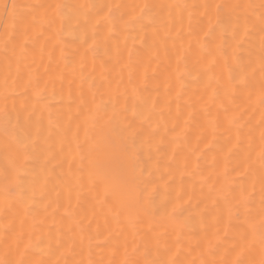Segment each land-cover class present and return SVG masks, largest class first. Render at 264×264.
I'll return each instance as SVG.
<instances>
[{
    "label": "bare ground",
    "instance_id": "bare-ground-1",
    "mask_svg": "<svg viewBox=\"0 0 264 264\" xmlns=\"http://www.w3.org/2000/svg\"><path fill=\"white\" fill-rule=\"evenodd\" d=\"M7 3L6 0H0V92H6L9 109H14V113L20 116L22 131L34 132L33 124L41 112L43 113L41 126L47 142L42 144V148L50 150L56 159L47 163L44 156L48 152L45 151L42 156L26 162L28 176L25 179L29 183L35 179L39 184H44L46 180L47 197L41 198L37 195L40 201L37 200L36 203L39 204L34 203L36 198L35 201L29 198L30 193L13 197L8 219L16 217L11 220L14 229L7 233L0 232V245H13L21 232L24 244L29 242V234L33 236L32 240L38 241L40 234L44 232L45 239L42 238L43 235L40 239L45 240V246H54L57 241L69 237L77 240L75 255L69 257L74 264L87 259L89 255L96 259L103 258L106 264L109 260L120 264L125 258V245L128 254H133V243L138 247L147 243L153 250L159 249V254L164 258L174 255L179 264L198 260L202 247L216 231L217 220L227 216L229 203L238 197L241 186L250 182L247 175L237 176L236 173L243 171L248 163L249 138L255 135L261 110L258 106L250 107L248 103L249 90L253 86L258 87L259 74L257 73L256 81L251 84L237 83L233 87L229 81L228 65H232L233 72L236 65L231 59L226 64L224 56L216 51L217 45L224 43V53L231 57L230 33L223 39L219 38L218 33L217 38L208 44L207 50L201 49L195 43V38L188 33L190 26L200 36H203L201 29L207 30L205 5H239L234 11H222L220 22L237 26L249 25V34L239 53L242 62L247 63L249 59H255L260 51V0H13L9 8ZM57 3L68 6L63 10L64 17L54 15L48 22L42 20V14L48 5ZM144 3L158 6L155 9L156 21L145 20L142 26L123 28L120 17L123 15L127 19L133 6ZM80 4L92 7L85 12L77 9L76 6ZM105 4L122 6L118 11L113 10L111 22L101 19L108 13V9L100 7ZM12 5L16 6L15 9ZM213 11L214 9H208L209 14ZM82 12L83 15L80 14ZM62 24L64 30L60 31ZM69 26L72 35L66 34ZM93 30L101 41L105 36L110 37L107 51L103 46L94 51L80 45L78 38L84 33H87L91 43ZM165 31L169 33L167 36L164 35ZM25 33L29 37L27 42L24 41ZM157 33L158 43L153 47V36ZM134 40L131 67L125 68L124 65L129 63L125 49L132 48ZM4 41H10L7 50L3 47ZM18 42L24 43L23 58L19 57L18 51L13 50L14 44ZM61 48L72 54L68 58L67 66L64 62H56ZM49 54L52 56L51 62ZM178 54L183 56L179 69ZM81 63L84 65V79H81L79 71ZM73 65L77 69L75 72L71 71ZM30 71L39 76L41 88L47 84V99L42 103H37L39 98L31 89L26 90L20 86L21 82H27ZM5 76H10L6 87L3 82ZM109 86L113 89L119 87L122 93L127 90L130 104L133 102L131 93L135 89L138 98L135 103L138 108L141 107L142 100H147L149 107L156 105V111L151 113L152 127L144 125L140 134V139L145 142L151 134L152 147L149 149L145 146L137 153L134 161L129 158L121 144L116 131L118 125L103 131L99 127L95 130L89 129L87 135L85 134L88 109L75 98L84 93L91 99L95 93L99 102L101 93ZM229 89L231 91L226 95ZM69 92L72 93L71 100ZM104 98L107 99L106 96ZM224 108H228L230 112L244 113L239 126L228 123L223 115ZM33 109L35 115L30 117L29 113ZM49 113L54 118L51 125L48 123ZM128 117L131 121V112ZM217 117L213 131L210 118ZM185 121H188V126L179 143L173 142L176 140L174 134L166 132L163 127H157L164 124L169 129L173 125L184 127ZM5 139L3 121L0 120V169L4 166L2 148ZM209 144V147H205ZM173 155L179 160L181 168L187 160L188 171L195 173L181 176L173 172L174 178L169 179L174 189L173 195L195 192L190 201V211L185 212L174 225H161L145 216L138 218L134 226L129 225L128 214L135 211L140 195L139 184L130 179L133 165L137 173L140 169H151L157 161L175 168V164L169 159ZM90 166L105 173L115 186V191L106 199L103 183L88 182ZM225 167L235 182L232 184L233 191L227 197H222L216 194L215 189L225 183ZM69 168L79 177V184L68 174ZM167 171L168 169L162 167L155 175L144 178L158 181L161 175L167 177ZM77 190L81 192V196L74 218H69L62 207L56 209L54 204L45 207L57 198V192L60 193L62 204L67 203L69 197L75 204ZM97 194L101 199L96 198ZM2 198L3 195L0 194V199ZM160 199L159 196L156 197L157 202ZM42 200L45 203L44 208ZM33 203L34 206L38 205L36 208H42V211L45 209L43 213L47 216L43 218L45 227L42 226V230L37 222V228L42 231L37 235V230L29 227L32 220H28L31 216H26V210L31 209L26 206ZM259 203L257 193L255 199L249 202V208L256 209ZM41 210V215L36 213L38 218L42 216ZM24 213L25 216L22 215ZM2 222L4 218L0 217V223ZM32 225L35 226L34 223ZM81 236L82 244L79 243ZM216 243L230 248L239 243V237L222 236ZM258 251L257 244L251 255H256ZM58 255L59 252H56L52 259ZM44 258L48 260L49 256L45 255ZM131 258L142 261L141 254H133Z\"/></svg>",
    "mask_w": 264,
    "mask_h": 264
},
{
    "label": "snow or ice",
    "instance_id": "snow-or-ice-1",
    "mask_svg": "<svg viewBox=\"0 0 264 264\" xmlns=\"http://www.w3.org/2000/svg\"><path fill=\"white\" fill-rule=\"evenodd\" d=\"M15 5H12V8L15 9ZM68 6L65 4L57 3L55 5H48L45 9V12L42 14L41 19L45 22H48L51 16H61L64 17L63 10ZM77 9L86 10L89 7H92L87 4H80L76 6ZM102 9H108V13L101 17V19L111 22L112 15L111 9L113 8L112 4H105L100 6ZM116 8L122 7L121 5H116ZM157 5L144 3L137 4L132 7V11L127 14L128 18L124 19L122 15L120 17L123 28H135L137 26H142L145 20L155 22L157 19L155 9ZM239 7V5H229L216 3L214 5H205V11L208 18V28L206 31H203V36H200L199 33L189 30V36L195 38V43L203 50H207L208 44L214 39L217 38L219 33V38L223 39L224 36L230 33V39L232 41L231 48L232 54L231 57H228L224 53L225 45L220 43L216 47V51L224 56L225 63H228V60L231 59L233 64L236 65V69L233 72L232 65H228L229 71V81L232 82L233 87L235 84L249 85L252 82L256 81L257 73L259 74L258 87L253 86L249 90L248 94V103L257 104L262 110V123H264V11L259 15V25H260V54L255 57V59H249L247 63H243L239 55L241 51V46L248 36L250 28L249 25L244 24L241 26L224 24L220 22V15L222 11ZM251 7V6H250ZM261 9H264V4L260 5ZM137 9L139 11L137 12ZM208 9H214L212 13H208ZM83 15L84 13H80ZM13 18H15L13 12ZM99 22V21H98ZM167 28V25H164ZM63 24L61 25L60 31H63ZM111 31V29H109ZM68 35H72L71 26H69ZM169 33L165 31L164 35L167 36ZM159 33L153 36V44L155 47L158 43ZM79 43L81 46H86L88 49L96 50L101 46L107 51V41L110 39L109 36H105L103 40L97 37V34L93 30L91 37V43H89L87 33L79 36ZM29 40L28 35L24 34V41ZM191 44V41H189ZM10 41H4L3 47L5 50L8 49ZM13 50L18 51L19 57L23 58L25 54L24 43H16L13 46ZM128 53L129 63L124 65L125 68L131 67V58L135 50V40L133 41V47L125 49ZM71 53L65 52L63 48L60 49L59 57L57 58V63L64 62L67 66L68 58L71 56ZM117 56H119V50L117 51ZM49 61H52V56L49 54ZM183 59L182 54L177 55V67L179 69V64ZM77 69L75 65L72 66L71 71L75 72ZM80 76L81 79L85 78L84 75V65H80ZM129 78L131 79V72L129 73ZM10 76L4 77V84L8 85V80ZM15 85L16 82L14 81ZM21 87H24L26 90L31 89L36 97L39 99L37 103H42L47 99L48 88L45 84L44 88L40 87V78L38 75H34L31 71L29 72V78L26 83L21 82ZM231 89L226 92V95L230 93ZM53 94H55V89L53 85ZM215 95V93H214ZM107 97L105 99L104 97ZM128 92H121L119 87L113 89L109 86L104 92L101 93L100 102H97L96 94L93 93L91 99H88L84 93H81L75 99L79 101V104L88 109L87 120L85 122V134L89 129L95 130L100 128L101 131L105 129H111L113 125H118L121 130V144L125 149L127 155L131 160H135L137 153L146 146L149 149L152 147V136L149 134L150 138L147 142L140 139L141 131L144 125H147L149 128L152 127L151 113L156 111V105L152 104L149 107V102L147 100L140 101L141 107H137L135 100L136 97L135 89L132 90L131 96L133 97V102L130 104L128 99ZM9 97L3 96L0 97V114L7 116L8 112H14V109H9L7 101ZM69 99H73L72 93L69 92ZM123 100V102H121ZM223 107V105H222ZM207 112V108L204 109ZM131 112V121L129 120L128 113ZM35 115V109L29 113V116L32 117ZM224 118L228 123L239 126L244 113L243 112H230L228 108H224L223 112ZM42 119L43 113L36 118L33 127L35 129L32 131H24L22 135H17L14 125H10L8 120H3V130L6 137L5 142L2 148V154L4 159V166L0 169V194L3 195V198L0 199V212L8 214L12 209L13 197L22 196L30 193L31 199H34L37 195L41 198H46L47 193L45 191L47 181L45 180L44 184H39L37 180H33L30 183L25 179L28 176V169L26 162L30 159H35L38 156H42L45 151L48 152V155L44 156V159L47 163H51L53 159H56L55 156L51 155L50 150L39 148L37 141H40L41 144L47 142V138L43 136L42 129ZM53 114H48V123L51 125L53 123ZM217 118H210V124L215 130L217 124ZM138 122V123H137ZM188 126V121H185L184 127H179L178 125H173L172 128H168L166 124L157 125V127H163L164 130L170 134H174L176 140L174 143H179L180 139L185 136V132ZM215 138V137H214ZM239 140V137H237ZM205 145V147H209ZM199 158V157H197ZM169 159L175 164V168H172L171 165H162L157 161L151 169L147 171L140 169L139 172H136L135 165L132 168V174L130 179L133 182H137L140 186V195L137 200V207L134 212H129L128 221L129 225L134 226L135 221L141 216L150 218L153 222L161 225H174L181 217L184 216L185 212L190 211L192 205L190 201L193 199L195 192L188 194L182 192L178 195H173L174 189L169 183L170 178L173 177V172L179 173L181 176L184 174H195L194 172H189V163L187 160L184 161L183 167L181 168L180 162L176 159L175 155L169 157ZM168 169L167 177L159 178L158 181H152L145 179L144 177H151L158 173L161 168ZM198 170V169H197ZM258 173V175H257ZM70 176L76 180L79 184V177H76L71 168H69ZM237 176L250 177V182L246 186H241L238 197L234 202L229 203L228 213L226 217H222L217 220L216 231L213 233L212 237L207 240L206 244L202 247L201 257L205 254H208L209 249H215L217 247L218 241L221 240L222 236L235 235L239 237V243L237 247L232 251V261L231 264H243L241 257L246 251V245L252 243L253 247L255 246V241L264 245V128L261 130V141L260 144L256 147H250L248 163L244 167L243 171L237 172ZM225 183L218 189H215L218 196L227 197L232 191V184L235 182L234 178L229 176L227 167L224 170ZM161 177V176H160ZM88 182L90 184H95L97 182L103 183L104 185V198L106 199L108 195L115 191V186L110 181L109 177L95 168V166H90L88 169ZM82 188L83 185H80ZM210 191L212 186L210 185ZM259 195V207L256 209L249 208V202L254 200L256 195ZM81 192L77 190L76 192V203L72 202V198L69 197L67 203L61 202L60 193L57 192L56 199L50 201L45 207H51L53 204L56 209L63 208V211L69 216V218H74L79 202H80ZM160 196L161 199L157 202L156 197ZM187 197V199H185ZM96 198L101 199L100 195L97 194ZM20 237H23V232L20 233ZM79 243H83V237L81 236ZM77 245V240L74 237H69L66 240L57 241V248L50 250L48 255H53L56 252H59V255L56 256L54 260L50 261V264H74L69 257L75 255V249ZM148 244H145L147 247ZM31 236L29 234V242L25 244V249L31 248ZM61 249H63L61 251ZM138 246L133 243L132 251L136 252ZM125 261L128 256V248L125 245ZM125 261H122L121 264H125ZM17 264H36L35 261L30 260L27 257V252L21 253V259L17 261ZM167 264H179L175 259V256L172 255L169 257ZM199 264H204V261L201 259ZM264 264V261H262Z\"/></svg>",
    "mask_w": 264,
    "mask_h": 264
},
{
    "label": "clouds",
    "instance_id": "clouds-1",
    "mask_svg": "<svg viewBox=\"0 0 264 264\" xmlns=\"http://www.w3.org/2000/svg\"><path fill=\"white\" fill-rule=\"evenodd\" d=\"M261 4H264V0H260V5ZM116 5H120V4L113 5L111 12H113V10L118 11L121 8V7L116 8L115 7ZM262 11H264V9H261V12ZM259 54H260V51H259ZM3 96H7L6 92H0V97H3ZM249 106L259 107V105L257 104H249ZM5 119L8 120L10 125L15 126L14 130L16 131L17 135L23 134L24 131L21 130L22 125H21V118L19 115L11 111L8 112L7 116H5L4 114H0V120L3 121ZM262 128H264V123H262V110H261V116L256 126L255 135L250 136L249 138V147H256L260 144ZM116 131L118 132L119 136H121V130L119 127L116 128ZM37 145L39 148L43 147L40 141H37ZM163 177L164 175H161V177L159 178H163ZM8 215L9 213L5 214L3 212H0V217L4 218V222L0 223V232L7 233V232L13 231L14 229V224L11 220L8 219ZM45 244L46 242L43 240L36 241L32 243L31 248L39 251L43 255H48L50 250L57 248V244L54 246L52 244H47L46 247L44 246ZM257 244L259 246V251L256 255H251V252L253 250L252 243L250 242L246 245V251L244 255L241 257L243 264H262V261H264V245H262L259 242V240L255 241V245ZM237 245L238 244H233L230 248H224L222 245L218 244L215 249H209L208 254H205L202 257L200 256L198 260L190 261L189 264H199V261L201 259L204 261V264H231L232 251L237 247ZM25 250L26 249H25V244L23 243V238L20 236H17L13 245H4L0 247V264H17V261L21 259V253L25 252ZM55 254L56 253H54L53 255H48L49 259L46 261H41L40 264H50V261L53 260L52 256H55ZM133 254H141L142 261H136L132 259L131 255ZM133 254H128L127 260L125 261V258H124L122 261H125V264H167V261L169 259V258L162 257L159 254V249L153 250L149 246L145 247V245L142 247H138L137 251L133 252ZM75 264H106V262L104 261L103 258L96 259L92 255H89L87 259L77 261L75 262ZM107 264H114V261L109 260Z\"/></svg>",
    "mask_w": 264,
    "mask_h": 264
},
{
    "label": "rangeland",
    "instance_id": "rangeland-1",
    "mask_svg": "<svg viewBox=\"0 0 264 264\" xmlns=\"http://www.w3.org/2000/svg\"><path fill=\"white\" fill-rule=\"evenodd\" d=\"M8 2H10V3H7V0H6V3L8 4V5L6 4V6L9 8V7H10V4L13 2V0H11V1L9 0ZM8 8L6 9V13L8 12ZM6 13H5V14H6ZM38 197H39V196H36V197H35V198H36V201H35V198L33 199L35 202L32 200L35 204H39V203H36L37 200L40 201V199H38ZM26 202H27V201H26ZM28 203H30V202H28ZM34 203H33V204H28V206H26V207H29V206H30L31 209H32V210H31L30 208H28V210H30V211L26 210V213H27L26 216H27L28 218L31 216L29 220H28V218H27L28 221L32 220V221H30V226H29V227H30L32 230H33V229H35V231L37 230V233H36V235H37V234H40V231L42 230V226L45 227V224H44V223H45V219L43 220V218H44V217L47 218V216L44 214V213H45V209L42 211V210H41L42 208H39V209L41 210V212H42V216H40V218H38V214H40V213H39L40 210H39L38 208H36V207H38V205L34 206V205H35ZM44 204H45V203H44V201L42 200V207L44 206ZM26 205H27V203H26ZM40 206H41V205H40ZM34 207H35V208H34ZM43 208H44V207H43ZM35 210H37V211L35 212ZM30 212H32V213H30ZM34 212H35V214H34ZM43 212H44V213H43ZM36 213H38V214H36ZM22 215L25 216V213L22 214ZM28 215H29V216H28ZM40 215H41V214H40ZM43 215H44V216H43ZM22 217H23V216H22ZM33 217H34V220H33ZM8 218H9V217H8ZM13 218L16 219V217L12 216V219L10 218L9 220H14ZM36 218H38V219H36ZM24 219H26V218H23V220H24ZM40 219H41V220H40ZM35 220H36V221H35ZM40 221H42V222H40ZM31 222L34 223L35 226H33ZM37 222H39V224H37ZM36 224H37V226L40 225L41 230H39V228H37ZM42 224H43V225H42ZM31 225H32V226H31ZM32 227H33V228H32ZM34 227H35V228H34ZM38 231H39V232H38ZM41 232H42V231H41ZM43 234H44V232H43L42 234H40V238H41V235H43ZM36 235H34V236H36ZM38 236H39V235H38ZM32 237H33V236H32ZM32 237H31V238H32ZM34 238H35V237H34ZM36 238H38V237H36ZM40 238H39V239H40ZM42 238H44V235H43ZM39 239H38V241L43 240V239H40V240H39ZM44 239H45V238H44ZM35 240H36V239H35ZM35 240H32V239H31V242H32V241L36 242ZM44 241H45V240H44ZM0 242H1V241H0ZM0 244H1V243H0ZM2 244H3V243H2ZM45 245H46V244H45ZM45 245H44V246H45ZM0 246L2 247V245H0ZM3 246H4V245H3ZM45 247H46V246H45ZM25 251L27 252V257H28L30 260L35 261L36 264H40L41 261H46V260H47V259L44 258L45 255L43 256V254H40L39 251H37V250H35V249H33V248H28V249H26Z\"/></svg>",
    "mask_w": 264,
    "mask_h": 264
}]
</instances>
